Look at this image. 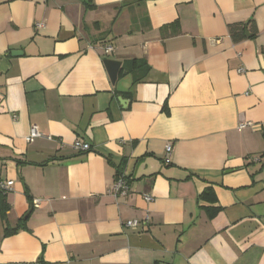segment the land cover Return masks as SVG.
Listing matches in <instances>:
<instances>
[{
	"label": "crops",
	"instance_id": "1",
	"mask_svg": "<svg viewBox=\"0 0 264 264\" xmlns=\"http://www.w3.org/2000/svg\"><path fill=\"white\" fill-rule=\"evenodd\" d=\"M8 180L0 264H264V0H0Z\"/></svg>",
	"mask_w": 264,
	"mask_h": 264
},
{
	"label": "trees",
	"instance_id": "2",
	"mask_svg": "<svg viewBox=\"0 0 264 264\" xmlns=\"http://www.w3.org/2000/svg\"><path fill=\"white\" fill-rule=\"evenodd\" d=\"M244 23H235L228 25V32L233 41H238L244 38ZM149 70V65L144 59H131L123 64L118 72V77L123 76L124 74L131 73L133 76V83L140 82L144 80L147 72ZM121 175L118 167L116 168L115 179ZM127 182V180H126ZM128 183V182H127ZM199 200H211L215 201V196L211 186L205 188L198 196ZM9 210V205L5 199V193L0 192V215L3 219H6L7 211ZM217 210V209H215ZM214 210V211H215ZM12 230H10L11 232Z\"/></svg>",
	"mask_w": 264,
	"mask_h": 264
},
{
	"label": "built area",
	"instance_id": "3",
	"mask_svg": "<svg viewBox=\"0 0 264 264\" xmlns=\"http://www.w3.org/2000/svg\"><path fill=\"white\" fill-rule=\"evenodd\" d=\"M113 50L112 46L110 45H105L103 47V51L105 54L110 53ZM239 72H243V68L238 69ZM40 133L35 127H31L28 136L26 137V140L31 139L32 137L39 136ZM72 147L78 151H88L90 150V145L88 143L82 142L79 139H76L72 143ZM172 151V146L170 144L166 145L165 147V156H164V161L165 163L170 162V154ZM13 184V181L8 180V181H0V192H8L11 190V186ZM128 184L126 182V179L123 175H119L113 183L112 190L114 194H119V195H125L128 191ZM144 199L146 201H151L153 197L151 195H145ZM145 219H148V216L145 217ZM139 221L137 219H129L125 221V225L127 227H134L137 226Z\"/></svg>",
	"mask_w": 264,
	"mask_h": 264
},
{
	"label": "water",
	"instance_id": "4",
	"mask_svg": "<svg viewBox=\"0 0 264 264\" xmlns=\"http://www.w3.org/2000/svg\"><path fill=\"white\" fill-rule=\"evenodd\" d=\"M104 66L107 70V73L109 75V78L111 80L112 83L115 82V80L117 79V74L120 68V62L113 60V59H104L103 60ZM120 101H125L122 98L119 97ZM126 102V101H125Z\"/></svg>",
	"mask_w": 264,
	"mask_h": 264
}]
</instances>
